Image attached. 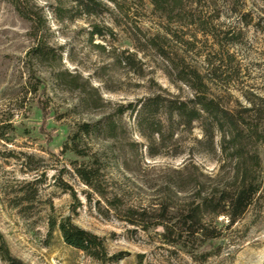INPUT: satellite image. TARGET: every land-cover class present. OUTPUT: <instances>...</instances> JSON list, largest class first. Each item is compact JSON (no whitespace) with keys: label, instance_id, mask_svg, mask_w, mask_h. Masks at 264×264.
<instances>
[{"label":"rangeland","instance_id":"374dc122","mask_svg":"<svg viewBox=\"0 0 264 264\" xmlns=\"http://www.w3.org/2000/svg\"><path fill=\"white\" fill-rule=\"evenodd\" d=\"M182 1L168 15L150 0H22L24 20L0 0V234L15 259L102 264L64 243L69 219L103 239V264H264V3ZM198 95L241 133L218 113L163 144L141 135L146 100ZM250 133L252 205L228 227L203 215L218 237H191L183 216L232 192L233 142Z\"/></svg>","mask_w":264,"mask_h":264},{"label":"trees","instance_id":"16d2710c","mask_svg":"<svg viewBox=\"0 0 264 264\" xmlns=\"http://www.w3.org/2000/svg\"><path fill=\"white\" fill-rule=\"evenodd\" d=\"M7 1L14 7L22 19H31L29 12L23 11L20 8V2L22 0ZM72 1L80 3L81 0ZM259 1L264 3V0ZM182 2V0H150V3L156 10L168 15L172 13V9H185V7H182ZM31 54L36 57H46L48 52L41 44H38L37 47L31 51ZM218 113L225 115L222 119H229L227 114L218 111V109L212 105V101L205 99L202 95L195 96L194 99L189 102L178 100L171 101L155 97L146 100L140 105L137 125L141 135L148 141H152L155 137L163 144L167 138H172L173 133L171 130L174 128L181 126L190 129L194 122L200 120L202 114L212 118L216 117ZM228 121L229 124L227 128L235 133H239L240 130H238L236 123L234 124V121H230V119ZM216 127L222 132L223 127H221V125L218 126L217 124ZM204 131L206 135L207 133L209 135V132H213L214 130L210 127L208 129L206 128ZM165 134H167V137H164ZM251 135H253V133H250L248 136L244 135L241 138L237 135L233 142L235 147L234 156L242 161V164H240L241 172L239 183L232 192L222 191L219 194L210 195L203 198L198 205L189 210L182 219L186 234L191 237L195 235H198V237L204 236L206 240L216 239L218 235L212 234L201 225V218L203 215L212 216L213 218L222 216L226 218L228 227L238 222L252 205L259 186L252 176L251 168L258 166V158L254 155L241 153L245 147V145L242 144L243 140L251 139ZM59 232L67 246L82 252L85 257L99 263L103 264L106 261V246L103 239L76 227L69 219H64L60 222ZM0 263L23 264L21 261L11 256L1 234Z\"/></svg>","mask_w":264,"mask_h":264}]
</instances>
